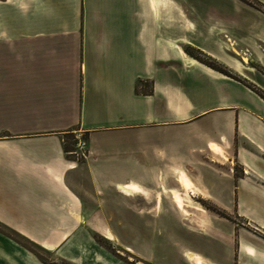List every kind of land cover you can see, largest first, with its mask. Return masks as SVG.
<instances>
[{"label": "crops", "instance_id": "0c3cea01", "mask_svg": "<svg viewBox=\"0 0 264 264\" xmlns=\"http://www.w3.org/2000/svg\"><path fill=\"white\" fill-rule=\"evenodd\" d=\"M164 1L0 0V264H47L24 242L71 264H131L94 238V225L123 222L113 206L176 223L170 209L202 202L261 207L264 99L239 79L256 80L227 54L206 51L237 78L182 55L164 36L179 4L165 13ZM242 135L253 146L232 154ZM235 159L247 167L236 182ZM241 252L237 264H264L259 244ZM145 253L140 264H226L192 248Z\"/></svg>", "mask_w": 264, "mask_h": 264}, {"label": "rangeland", "instance_id": "374dc122", "mask_svg": "<svg viewBox=\"0 0 264 264\" xmlns=\"http://www.w3.org/2000/svg\"><path fill=\"white\" fill-rule=\"evenodd\" d=\"M175 1L179 4L175 11L178 18L174 19L176 21L173 26L171 19L168 23L165 17V38L173 39L178 43L183 48L182 55L185 51L186 56L224 69L227 74L236 78L235 74L230 73L223 64L207 54L206 51L212 52L216 56L227 54L237 62H243L241 56H245L247 62H243V70L250 72L256 83L251 82L249 78L239 80L247 82L264 99V25L258 21L260 19L257 16L259 12L261 19H264V0ZM166 3L165 0L162 10L169 13L170 8H167ZM259 32L261 34H258ZM252 146L248 138L242 135V137L236 136L235 141L230 143L228 148L229 152L237 155L238 148L249 149ZM211 148L219 149L214 144H211ZM240 154L244 156L245 152L241 151ZM229 165L232 168V171L228 170L230 172L229 179L236 182L244 178L243 168H247L246 165L238 159H235L232 164L230 161ZM247 175V179H256L250 174ZM130 176L138 178L135 173H131ZM175 178L171 177L170 179ZM257 179H259L258 181L262 180L260 177ZM178 182L185 189L192 186L191 180L184 173L179 175ZM178 182L173 180L175 185H178ZM182 187L179 186L177 192L181 194L182 200L189 199L188 192ZM236 194L239 196V191H236ZM233 196L235 193L228 197L234 199ZM258 199L261 207L257 208H242L236 204L228 207H215L209 202H202L204 207L182 206L170 209L174 211V216L179 215L178 223L171 221L164 213L150 218L149 216L136 215L131 212L133 210L124 207L113 206L111 209L116 212V219L120 218L123 222H115L109 226L112 234L115 233L122 239H117L116 236L109 234L106 229L109 226L102 224L94 225V238L100 246L113 253L118 259L131 264L144 262L143 258L147 257L145 250L157 255L162 253L171 255L176 253V249L183 248L199 250L217 261L223 262L225 253L226 264H237L242 253V243L252 242L259 244V247H264V199L262 197ZM129 204L130 208L134 209L140 204V201L135 198L130 200ZM160 210L162 211L163 208ZM104 235L110 236L111 239H106ZM125 242L131 244L132 252L124 251ZM24 243L47 264H71L65 260L49 257L35 245ZM249 248L251 247L246 246L245 250L251 251ZM186 255L190 257L189 252ZM199 262L196 261L197 264H200Z\"/></svg>", "mask_w": 264, "mask_h": 264}, {"label": "built area", "instance_id": "2783aa9c", "mask_svg": "<svg viewBox=\"0 0 264 264\" xmlns=\"http://www.w3.org/2000/svg\"><path fill=\"white\" fill-rule=\"evenodd\" d=\"M72 153L77 161L85 159L88 155L87 139L83 136L78 137L75 141V149Z\"/></svg>", "mask_w": 264, "mask_h": 264}, {"label": "trees", "instance_id": "16d2710c", "mask_svg": "<svg viewBox=\"0 0 264 264\" xmlns=\"http://www.w3.org/2000/svg\"><path fill=\"white\" fill-rule=\"evenodd\" d=\"M209 66H210V65H209ZM211 67H213V66H211ZM213 68H215V69H217V70H219V71H221V72L227 74V72H226L224 69H220V68H217V67H213ZM143 82H145V81H143V80H138V81H137V85L139 86V85H141Z\"/></svg>", "mask_w": 264, "mask_h": 264}, {"label": "bare ground", "instance_id": "6f19581e", "mask_svg": "<svg viewBox=\"0 0 264 264\" xmlns=\"http://www.w3.org/2000/svg\"><path fill=\"white\" fill-rule=\"evenodd\" d=\"M241 57H242L241 59H242L243 62H247V58L245 56H241Z\"/></svg>", "mask_w": 264, "mask_h": 264}]
</instances>
